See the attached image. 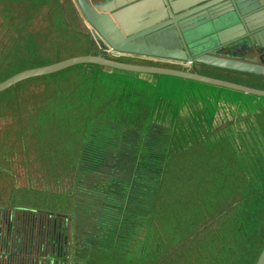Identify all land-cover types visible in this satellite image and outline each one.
<instances>
[{"label":"rangeland","instance_id":"374dc122","mask_svg":"<svg viewBox=\"0 0 264 264\" xmlns=\"http://www.w3.org/2000/svg\"><path fill=\"white\" fill-rule=\"evenodd\" d=\"M36 3L37 0L29 6L34 16L29 17L26 25L21 22L19 35L5 29L17 40L15 54L10 55L3 48L6 33L0 28V65L3 63L0 69L16 60L19 72L91 50L106 56L100 44L88 45L86 35L91 36L92 29L84 21L75 0H58L60 9L47 4L45 12ZM23 6L28 7L27 3ZM38 16L42 17L41 22H37ZM36 28L40 30L37 35ZM71 33L72 38L68 37ZM118 59L135 64L150 62L147 58L124 55ZM154 62L156 66L196 68L164 60ZM102 71L111 72V76L100 74ZM195 72L254 88L260 82L202 67H197ZM260 85L264 87V81ZM112 110L116 118L127 123L136 115L139 122L148 118L152 122L153 118L155 123L168 129L165 193L159 198V216L151 220L148 234L144 235V250L136 248L135 255L140 260L117 253L108 259L98 253V260L95 255L90 256L88 264H152L157 260L156 264H218L223 260V256L217 257V249L212 255L207 240H197L204 238L207 231H210L208 237L214 231L210 225L205 227L207 219L197 220V212H204L198 203L203 200L212 211H219L233 196L229 194V180L236 178L234 186H237L234 173L248 176L253 182L258 178L251 166L258 157L259 165L264 167L261 149L264 137L259 131L264 121V115H259L264 111V96L177 76L76 64L21 80L0 92V252L16 254L12 258L0 257V264H59L62 260L46 254L51 236L41 224L46 218L49 220L46 225L52 220L59 227L66 226L61 237L65 244L71 242L72 177H66L65 172L67 168L74 170L83 127L91 122L88 119L112 115ZM173 173L180 175L176 187L179 192L168 183ZM60 189L64 192H59ZM189 205H194L196 210ZM9 216L26 218L11 223ZM185 216L192 224L188 232L196 231L190 245L177 238L180 229L188 228L187 224L180 225ZM20 248L25 254L23 257H18Z\"/></svg>","mask_w":264,"mask_h":264},{"label":"trees","instance_id":"16d2710c","mask_svg":"<svg viewBox=\"0 0 264 264\" xmlns=\"http://www.w3.org/2000/svg\"><path fill=\"white\" fill-rule=\"evenodd\" d=\"M30 1L35 4V0H6V2L0 0L1 30L9 29L19 35L21 26L28 24L29 17L34 16L29 12ZM26 3L27 9L23 6ZM47 4L48 6L52 4L53 7L55 5V8L60 9L58 0H37L36 3L44 12ZM22 15L23 18H20ZM38 18L37 22H41L42 17L38 16ZM61 19L64 22L62 17ZM65 29L69 31L68 27ZM39 31L36 28L34 34L37 35ZM5 33L4 41L2 39L3 48H7V53L13 55L17 51V40L15 41L6 30ZM86 36H88L86 37L88 45L98 44L92 35ZM68 37L72 38V33ZM85 54L95 53L91 50ZM17 64L16 60L7 62L5 67L0 69V81L16 73ZM0 66H3V63ZM89 70L91 68L87 69ZM219 71L241 75L246 79H256L260 81L256 82V88L264 89L260 85L264 81L263 76ZM100 74L111 76V72L108 71H102ZM85 75L86 73L83 76ZM87 75L94 76V74ZM260 114L264 115V111ZM114 118L113 112L112 115L102 118L99 115L93 116L88 119L91 122L88 121L83 127L71 182L73 231L71 242L66 244V250L54 253V258H62L59 264H88V258L95 255L97 259L98 253H102V258L109 259L111 254L113 256L117 253L127 259L137 261L138 257L140 260V257L135 255L138 253L136 248L140 247L141 251L144 250L145 236L148 234L150 222L159 216L158 209L161 203L159 198L165 193L163 188L167 177L165 168L170 133L164 126L149 122V118L139 122L134 115L133 121L128 123L120 118ZM255 119L259 117L255 115ZM261 123L259 131L264 137V121ZM261 149L264 151V143L261 144ZM258 161L257 157L251 166L252 173L257 172L258 175V178H254L255 182L248 176L234 173L237 177V186H234L236 178H231L229 194L233 196L221 210L212 211L203 200L198 199L199 202L201 201L198 203L200 210L206 215L202 216V213L197 212V220L202 222L203 219H207L205 227L210 225V230L214 231L208 237L210 231L205 229L204 231L207 232L204 233V238L197 240H207L212 255L217 249V257L223 256V260L218 264H254L264 243V167L261 168ZM239 168L240 164L237 165V170ZM179 180L180 175L173 173L168 183H172L171 186L176 189ZM176 191L180 190L176 189ZM189 207L196 210L194 205ZM185 224L188 228H183L182 231L180 229L177 238H181L183 241L181 243L190 245L193 235L196 236V231L188 232L192 224L187 216L180 223L181 226ZM157 261H153L152 264H156Z\"/></svg>","mask_w":264,"mask_h":264},{"label":"water","instance_id":"95a60500","mask_svg":"<svg viewBox=\"0 0 264 264\" xmlns=\"http://www.w3.org/2000/svg\"><path fill=\"white\" fill-rule=\"evenodd\" d=\"M239 0H75L92 29L93 39L107 54H85L16 72L0 81V92L21 80L47 75L76 64H94L117 70L165 74L222 86L255 96L264 89L200 75L195 70L135 64L119 55L159 59L264 77V65L254 59L215 54V49L241 36L264 40V16L245 15ZM134 20V21H133ZM221 23H227L223 28ZM254 32V34H253ZM254 264H264V243Z\"/></svg>","mask_w":264,"mask_h":264},{"label":"flooded vegetation","instance_id":"af4514ba","mask_svg":"<svg viewBox=\"0 0 264 264\" xmlns=\"http://www.w3.org/2000/svg\"><path fill=\"white\" fill-rule=\"evenodd\" d=\"M238 5L240 6V9L245 12V15L258 13L259 16H264V0H239ZM226 25L227 23H221L220 27L223 28ZM263 31L264 26H261V29L256 30L255 32L261 34ZM99 51L101 52V49H99ZM215 54H227L236 58L248 60L254 59V63L264 65V40L263 38L261 40L255 38V40L251 41L247 36H241V38H239L235 42L228 43L225 46H221L220 48L215 49ZM116 59L119 60L118 57ZM148 60L152 61V63H155L154 61H157L159 59L148 58ZM176 63L180 62H175V64ZM194 65L196 66V68H206L205 66H201L198 64ZM196 68L194 67L192 70H196Z\"/></svg>","mask_w":264,"mask_h":264},{"label":"crops","instance_id":"0c3cea01","mask_svg":"<svg viewBox=\"0 0 264 264\" xmlns=\"http://www.w3.org/2000/svg\"><path fill=\"white\" fill-rule=\"evenodd\" d=\"M95 1H97V0H89V2H95ZM134 21V20H133ZM125 56V55H124ZM135 58H137V57H135ZM138 58H141V57H138ZM141 59H144V58H141ZM146 59V58H145ZM168 62H170V63H174V62H171V61H168ZM129 63H132V62H129ZM145 64H147V65H154V66H156V63H152L151 61L149 62V63H145ZM162 66V65H161ZM207 69H209V70H212V69H210V68H207ZM213 71V70H212ZM219 71V70H218ZM140 77H146V76H140ZM220 79H222V78H220ZM119 109V108H118ZM111 112H113V110L111 111ZM114 113V112H113ZM115 118H116V116H115ZM151 120H152V123L153 124H157V125H161V124H158V123H155L154 121H153V118H151ZM161 126H163V125H161ZM74 160V159H73ZM66 173V177H72L73 176V173H74V170L73 169H71V171H70V168H67V171L65 172ZM71 180V179H70ZM56 185L58 186V181L56 182ZM66 185H68V182L66 183ZM59 190V189H58ZM67 190V189H66ZM64 192V189H60V191L59 192ZM67 192H68V190H67ZM11 219H9L10 220V222L11 223H15V222H18L20 219H25L26 217H19V218H17V219H15L13 216H9ZM40 219H43V217H39ZM28 219H32V220H34L33 218H28ZM38 219V218H37ZM44 220H46V222H43L41 225L42 226H45V229H44V231H47V232H45L46 234H48V233H50V236H51V239H50V244H49V248L50 249H48V252L46 253L47 255H49V257H54V253L55 254H57L58 253V251L59 252H64L65 250H66V244H65V240H64V238H62L61 237V232L63 233V230L65 229L66 230V226L65 227H59V226H57L52 220H50V225H46L47 224V222L49 221V220H47L46 218H44ZM35 221V220H34ZM11 223H9V226H11V229L10 230H12V228H13V226H12V224ZM66 225V224H65ZM71 227V225L69 226V228ZM46 228H47V230H46ZM65 235V234H64ZM66 236H67V234L65 235V238H66ZM0 240H1V238H0ZM34 240V239H33ZM9 241H11L10 239H9ZM32 244H34V243H32ZM55 246V247H54ZM43 248H44V246H43ZM42 250L43 249H41V251L40 252H42ZM10 251H12L11 249H10ZM13 255H16L15 253H2V252H0V257H8V258H12L13 257ZM25 255V254H24ZM22 253H21V248H20V253L18 254V257H23L24 256ZM44 255V254H43ZM26 257H28V255L26 256ZM34 257H36V256H34ZM21 261V260H20ZM19 261V262H20Z\"/></svg>","mask_w":264,"mask_h":264}]
</instances>
